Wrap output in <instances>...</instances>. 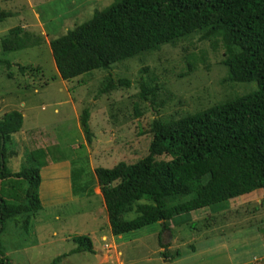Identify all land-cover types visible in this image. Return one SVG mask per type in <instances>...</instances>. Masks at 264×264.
Here are the masks:
<instances>
[{"label":"rangeland","instance_id":"374dc122","mask_svg":"<svg viewBox=\"0 0 264 264\" xmlns=\"http://www.w3.org/2000/svg\"><path fill=\"white\" fill-rule=\"evenodd\" d=\"M114 1L0 0V11L11 14L0 22V59L7 58L11 64L9 69L0 68V118L13 110L23 115L20 131L6 146L15 153L6 159L7 169L19 173L27 166L30 151H46L40 164L41 209L29 214L27 223L28 214L6 223L0 236L4 255L10 264H264V188L211 209L176 216L167 222L169 232L161 224H153L118 237L110 232L96 186L92 197L73 196L71 161L86 160L87 173L93 179L98 167L135 163L148 155L149 131L157 116L171 114L181 103L189 105L187 110L206 109L256 88L254 83L224 82L227 70L221 64L222 45L201 40L199 34L115 64L113 77L128 79V89L99 94L107 76L103 70L62 80L49 41ZM13 27H20L21 40L30 38L25 42L28 48L5 54L1 43ZM35 37L40 38L38 45L33 44ZM192 59L195 64L189 71ZM140 78L163 82L177 99L155 114L136 97ZM84 109L90 113V145L79 127ZM24 188L22 179L8 178L0 181V197L10 204L25 203ZM124 218L132 220L135 214ZM79 236L91 239L94 254H70L77 247L73 240ZM167 245L169 257L165 260L160 253ZM59 257L63 258L54 262Z\"/></svg>","mask_w":264,"mask_h":264},{"label":"trees","instance_id":"16d2710c","mask_svg":"<svg viewBox=\"0 0 264 264\" xmlns=\"http://www.w3.org/2000/svg\"><path fill=\"white\" fill-rule=\"evenodd\" d=\"M9 17L10 13L0 11V22ZM21 33L20 27L8 31L1 43L5 54L28 48L25 42L30 38L21 40ZM195 34L201 40L222 45L221 64L227 70L224 82L254 83L256 88L206 109L187 110L189 105L181 103L171 114L157 116L149 131L152 139L148 155L135 163L98 167L93 179L87 173L86 160L70 162L73 196L92 197L96 186L113 236L153 224H161L169 232L167 222L176 216L211 209L264 188V0H115L95 11L88 21L49 41L62 80L103 70L107 76L99 94L104 95L131 87L128 79L113 77L115 64ZM40 42L35 37L33 44ZM191 61L189 71L195 64L194 59ZM2 66H11L7 58L0 59ZM18 71L24 73L25 69L18 66ZM138 85L137 99L157 115L177 99L155 79L140 78ZM133 108L140 115L137 106ZM89 115L84 109L79 119L87 145L92 141ZM22 124L23 115L16 110L0 118V181L16 178L25 183V203L10 204L0 197V236L9 220L28 214L27 223L29 214L42 206L40 168L46 151H30L27 166L19 173L10 172L6 166V159L15 154L6 146ZM131 213L135 218L125 220ZM73 242L77 247L70 254H94L89 237L79 236ZM167 248L160 253L165 260L169 257ZM0 264H10L1 241Z\"/></svg>","mask_w":264,"mask_h":264},{"label":"crops","instance_id":"0c3cea01","mask_svg":"<svg viewBox=\"0 0 264 264\" xmlns=\"http://www.w3.org/2000/svg\"><path fill=\"white\" fill-rule=\"evenodd\" d=\"M54 165H58V164H53V166H54ZM69 174H70V173H69ZM41 179H42V175H41Z\"/></svg>","mask_w":264,"mask_h":264},{"label":"clouds","instance_id":"9594fccd","mask_svg":"<svg viewBox=\"0 0 264 264\" xmlns=\"http://www.w3.org/2000/svg\"><path fill=\"white\" fill-rule=\"evenodd\" d=\"M40 176H41V174H40Z\"/></svg>","mask_w":264,"mask_h":264}]
</instances>
